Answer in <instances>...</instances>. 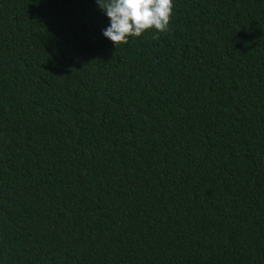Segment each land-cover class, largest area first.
I'll list each match as a JSON object with an SVG mask.
<instances>
[{"label": "trees", "instance_id": "1", "mask_svg": "<svg viewBox=\"0 0 264 264\" xmlns=\"http://www.w3.org/2000/svg\"><path fill=\"white\" fill-rule=\"evenodd\" d=\"M174 2L0 0V264H264V0Z\"/></svg>", "mask_w": 264, "mask_h": 264}, {"label": "clouds", "instance_id": "2", "mask_svg": "<svg viewBox=\"0 0 264 264\" xmlns=\"http://www.w3.org/2000/svg\"><path fill=\"white\" fill-rule=\"evenodd\" d=\"M97 3L110 19L103 35L116 48L146 32H168L176 7L174 0H97ZM152 38L158 40L160 36Z\"/></svg>", "mask_w": 264, "mask_h": 264}]
</instances>
